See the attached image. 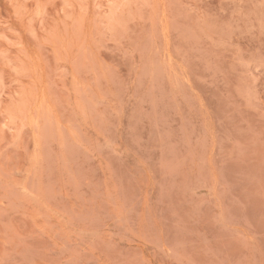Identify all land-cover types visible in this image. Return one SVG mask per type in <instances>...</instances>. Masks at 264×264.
Segmentation results:
<instances>
[{
    "label": "rangeland",
    "instance_id": "374dc122",
    "mask_svg": "<svg viewBox=\"0 0 264 264\" xmlns=\"http://www.w3.org/2000/svg\"><path fill=\"white\" fill-rule=\"evenodd\" d=\"M0 264H264V0H0Z\"/></svg>",
    "mask_w": 264,
    "mask_h": 264
}]
</instances>
